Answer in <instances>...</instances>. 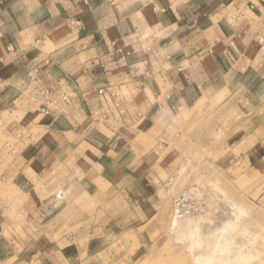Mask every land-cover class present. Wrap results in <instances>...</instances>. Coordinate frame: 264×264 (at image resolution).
Returning a JSON list of instances; mask_svg holds the SVG:
<instances>
[{"label": "crops", "instance_id": "obj_1", "mask_svg": "<svg viewBox=\"0 0 264 264\" xmlns=\"http://www.w3.org/2000/svg\"><path fill=\"white\" fill-rule=\"evenodd\" d=\"M47 90L51 115L43 116ZM59 92L71 99L59 101ZM217 97L255 112L242 118L249 130L237 142L255 144L245 156L264 173V0H0V123L40 139L0 172V192L18 198L0 209L27 208L30 229L16 235L33 248L27 258L71 264L113 250L105 240L115 231L92 234L84 250L60 248L51 230L59 197L43 200L38 189L74 184L89 196L110 199L119 190L140 206L153 201L155 155L130 150L132 143L170 111ZM4 231L0 241L9 240ZM36 239L43 240L37 249ZM4 245L0 264L9 257ZM148 251L140 245V254ZM22 253L11 258L21 261Z\"/></svg>", "mask_w": 264, "mask_h": 264}, {"label": "rangeland", "instance_id": "obj_2", "mask_svg": "<svg viewBox=\"0 0 264 264\" xmlns=\"http://www.w3.org/2000/svg\"><path fill=\"white\" fill-rule=\"evenodd\" d=\"M70 99L71 94L59 92V101ZM222 99H202L189 109L170 111L132 143L130 150L155 155L152 171L160 182L149 204L129 202L119 190L109 199L106 192L89 196L74 184L66 191L60 184L52 190L38 189L43 200L59 197L50 227L60 248L73 244L83 249L92 234L102 231L117 234L105 240L115 244L109 253L82 254L71 264H264V173L255 172L245 156L255 144L237 142L238 135L249 130L250 123L242 118L255 112H237L221 105ZM37 136L34 141L19 137L15 129L0 123V172L17 161L16 152L39 142ZM3 190L0 202L18 199L12 190ZM25 198L19 197L20 204H26ZM18 208L0 209L6 213L0 230L9 239L0 241L8 250L4 264H38L39 257L27 258L33 249L29 240L16 237L30 229L27 208ZM42 241L32 240V246L37 249ZM11 242L15 249L9 247ZM140 245L148 254L139 253ZM14 250L23 252L22 262L11 258Z\"/></svg>", "mask_w": 264, "mask_h": 264}, {"label": "built area", "instance_id": "obj_3", "mask_svg": "<svg viewBox=\"0 0 264 264\" xmlns=\"http://www.w3.org/2000/svg\"><path fill=\"white\" fill-rule=\"evenodd\" d=\"M261 43H263V40H260ZM33 80H35L33 78ZM52 94V92H50L49 90L45 91L43 94V98H44V102L43 104H41V106L39 107V113L43 116H50L51 115V110H50V95ZM61 98L66 101L67 100V96L65 94L61 95Z\"/></svg>", "mask_w": 264, "mask_h": 264}, {"label": "bare ground", "instance_id": "obj_4", "mask_svg": "<svg viewBox=\"0 0 264 264\" xmlns=\"http://www.w3.org/2000/svg\"><path fill=\"white\" fill-rule=\"evenodd\" d=\"M176 211H177V210H176ZM183 215H184V213H183ZM174 222L176 223V222H178V221H175V220H174Z\"/></svg>", "mask_w": 264, "mask_h": 264}]
</instances>
